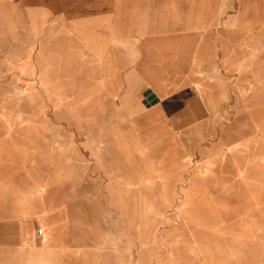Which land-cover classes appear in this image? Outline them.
I'll return each instance as SVG.
<instances>
[{
  "label": "crops",
  "instance_id": "obj_1",
  "mask_svg": "<svg viewBox=\"0 0 264 264\" xmlns=\"http://www.w3.org/2000/svg\"><path fill=\"white\" fill-rule=\"evenodd\" d=\"M263 6L264 0H0V71H101L107 102L119 103L108 114L114 125L92 130V139L102 137L88 144L89 158L77 138L67 137L76 128H0V264H264V255L259 262L243 246L239 213L176 210L166 214L182 218H164L163 210L83 207L100 194L160 193L163 183L187 175L210 146L204 140L213 142L219 121L229 118L230 80L236 78L235 97L242 99L239 87L254 88L264 71V17L243 13ZM229 7L237 9L227 16ZM196 69L208 77L203 96L195 93ZM141 134L145 143L149 136L171 143L157 165L161 175L142 173L140 154L130 163L118 153L116 140ZM226 134L221 129L214 146ZM236 146L238 161L263 153L247 158L249 144ZM208 165V177L225 175L222 163L220 174Z\"/></svg>",
  "mask_w": 264,
  "mask_h": 264
},
{
  "label": "rangeland",
  "instance_id": "obj_2",
  "mask_svg": "<svg viewBox=\"0 0 264 264\" xmlns=\"http://www.w3.org/2000/svg\"><path fill=\"white\" fill-rule=\"evenodd\" d=\"M234 1L237 2V0ZM236 9V7L227 8L232 11L227 12V16L234 14ZM243 10L246 15L256 14L254 10H259L257 14L264 17V6L244 7ZM245 37L244 35V43L246 39H249ZM221 38L223 37L220 35ZM195 45L199 48L200 42H196ZM261 57L264 59V55L259 56V62L262 63ZM214 70L216 71H214L216 74L214 79L219 81L222 73L219 72L218 66H215ZM194 74L198 78L195 93L200 95V92L202 95V85L208 77L200 69H196ZM258 77L259 79L253 84L254 88L242 86L240 89L239 87L241 92L239 97L242 99L235 97L236 78L230 80V92L227 93L226 99L224 97L230 112L229 118L219 121L218 124L219 132L222 129V132L226 130L228 134L218 146L214 145L219 143L222 137H219V132L213 136V142L205 139L204 141L210 146L205 153L196 155L193 167L181 181L163 183L160 193L132 192L130 198L125 199L117 197V193H111L108 199L105 194H100L101 196L97 199L84 200V210H106L107 206H112L114 210H163L164 218L180 217L181 215L166 214L175 213L176 210L179 212L221 210V212L239 213L238 217L241 218L243 230V246L249 244L250 246L246 245L249 254L258 255L260 262L264 255L263 70L258 71ZM106 82L104 72H92L89 69L0 71V128L25 130L23 132H37L46 128L57 130L67 128L68 133L76 128L78 134L75 136L73 133H67V137L77 138V141L83 144V149L87 151L89 158L88 144H93L94 138L101 136L98 134L92 139V130L102 132L107 126L114 125V118H109L108 114H111V111L115 113L119 108V103L107 102ZM96 83H99V86ZM206 85L207 83L204 86ZM207 102L209 107L216 109L215 100L211 99ZM133 107L130 106L129 109L132 110ZM215 123L217 124V120ZM145 137L146 135L141 134V140L135 135L125 140L118 139L115 141V146L119 150L118 153L123 154L130 163L134 162L135 155L140 154L145 166V172L142 173L150 176L161 175L162 170L157 165L162 161V156L169 150L171 143L156 142L150 138L151 136L145 143ZM247 143L249 149L244 152L247 158L260 151L263 153L257 155L255 159L238 161L239 156L234 153H241L242 147L236 145ZM221 155L224 156L223 159L218 158ZM208 163L213 164V166L208 165V168L218 174L223 171L219 166L222 163L226 166L223 171L225 175L222 178L217 175L212 177L205 175ZM247 238L253 241H247Z\"/></svg>",
  "mask_w": 264,
  "mask_h": 264
}]
</instances>
